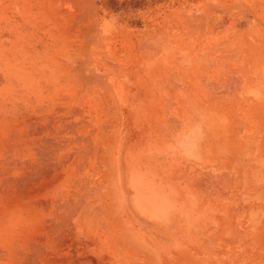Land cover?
I'll return each instance as SVG.
<instances>
[{"label":"rangeland","instance_id":"374dc122","mask_svg":"<svg viewBox=\"0 0 264 264\" xmlns=\"http://www.w3.org/2000/svg\"><path fill=\"white\" fill-rule=\"evenodd\" d=\"M134 105L152 140L126 167L161 191V234L146 210L101 252L103 227H142L111 164ZM63 198L108 220H50L49 261L264 264V0H0V229L20 202L61 224Z\"/></svg>","mask_w":264,"mask_h":264},{"label":"crops","instance_id":"0c3cea01","mask_svg":"<svg viewBox=\"0 0 264 264\" xmlns=\"http://www.w3.org/2000/svg\"><path fill=\"white\" fill-rule=\"evenodd\" d=\"M131 108L134 109L132 110V112L135 113V115L131 117V114H129L128 124L124 128L119 142H117L116 145L113 143L112 146V176L115 177L118 174L115 164L117 163L115 154H117L118 148L120 157L121 179L118 188V195L121 200L123 199L122 203H124V206H126V208L134 215V217L138 221L137 223H139L142 227L140 229H137L132 223V227L128 228L127 226H125L124 229H121L120 227H113L110 225L103 227V229H101L100 236L95 237V242L93 245L94 250L97 249L101 252L102 250L104 251V249H106L107 247L109 249L116 248L118 249V251L120 250V245L124 240L122 230L135 236H139V238H143L146 231L150 232L151 227L144 226L145 224L147 225L150 221V218L147 217L146 210H148V215L151 216L153 225L152 230L154 232L160 231L159 233L161 234V230L159 229V222H154L152 219V217L156 214H158L156 216H161V214L158 212V209L161 210V191L157 192L160 194L153 192V190L151 191V189L148 188L149 183L143 179V175L141 173H132V171L129 173V169L127 168L129 166H132V168H134L135 165L140 166L141 161L139 160V156H143V154H145V150L150 146L149 142L150 140H152L148 131L146 129L144 130L143 126H139L144 122L139 121L140 118H138V113L137 111H135L136 109H138V107L134 105L131 106L130 109ZM130 119H132L130 124L134 125L132 128V133L134 134L133 138L132 134L128 132ZM190 119L192 120V117ZM139 188H141L142 192L140 195H138L137 193V190H139ZM134 189L137 190L135 191ZM0 203L6 202L0 201ZM16 203L19 204V202ZM20 204L21 206H16L15 211H6L2 213L4 214L2 215L3 217H1V219L4 220V228L0 229V236L4 238L1 244L5 246V250H12L10 246L13 245V249L16 253V257L14 256V259L16 258V261H20L21 263L25 262V264H68L66 260H60V262L57 263L58 260L49 261V259H46L47 254L45 255V253H47V248L53 242L48 232L49 228L52 227V225L49 224L50 220H53L55 222L53 226L59 227V231L62 229L64 230L65 224L63 222L69 221V223L72 224L73 220V224L80 228V226L83 225L91 227L94 222L100 220L101 218H104L101 220H108L107 214H102L104 212L103 210H101L102 208H100V214H96L95 217H91V215L84 213V206H82L81 203H76L75 201L72 203L65 200L64 198L62 201L61 224H59V222H57L58 224L56 223V217L54 215L55 213L53 212H27L24 211V208L26 207H23V202H20ZM98 216H101V218H99ZM11 221H14L15 227L9 228V226L11 225ZM40 228L42 230L44 229L43 231L47 232V234H45V242L47 244V247H43L45 243H41L40 245L33 239V236L38 233ZM70 230L74 231L78 229L71 228ZM95 230L100 231L99 228H95ZM139 231H141V233ZM87 244L88 243H85V245ZM114 255L115 260L112 261L110 259V261H108L105 260V255L101 254L100 264H114L126 261V259L125 261L116 260L117 258H125V256H122L121 254L120 256L117 254ZM43 257L45 261L41 260ZM146 258L148 260V257ZM6 262L12 263V261L10 260H6Z\"/></svg>","mask_w":264,"mask_h":264},{"label":"bare ground","instance_id":"6f19581e","mask_svg":"<svg viewBox=\"0 0 264 264\" xmlns=\"http://www.w3.org/2000/svg\"><path fill=\"white\" fill-rule=\"evenodd\" d=\"M225 87V86H224ZM231 88V87H230ZM30 167V166H29ZM8 186H9V184H8ZM31 257V256H30ZM30 263H31V261H30ZM23 264V263H22Z\"/></svg>","mask_w":264,"mask_h":264}]
</instances>
